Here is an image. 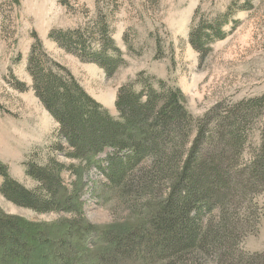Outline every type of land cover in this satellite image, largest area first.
Instances as JSON below:
<instances>
[{
    "label": "trees",
    "instance_id": "obj_1",
    "mask_svg": "<svg viewBox=\"0 0 264 264\" xmlns=\"http://www.w3.org/2000/svg\"><path fill=\"white\" fill-rule=\"evenodd\" d=\"M201 13L197 8L192 16L188 42L203 59L210 44L225 37L230 12L207 19ZM48 38L108 77L126 63L102 17L84 28L51 30ZM26 71L34 95L58 124L56 150L77 163L54 157L27 163L26 175L38 183L27 188L0 161L6 200L36 213L69 214L36 222L0 207V264H200L209 255L222 264H264L263 252L235 249L264 217V206L252 202L264 191V96L228 106L220 101L195 117L178 87L142 79L139 90L134 81L119 86L114 117L38 38ZM255 125L259 141L252 147ZM104 152L110 184L123 192L134 186L144 198V216L130 225L96 227L84 215L82 175L99 166ZM63 171L74 176L70 185Z\"/></svg>",
    "mask_w": 264,
    "mask_h": 264
},
{
    "label": "rangeland",
    "instance_id": "obj_2",
    "mask_svg": "<svg viewBox=\"0 0 264 264\" xmlns=\"http://www.w3.org/2000/svg\"><path fill=\"white\" fill-rule=\"evenodd\" d=\"M197 8L203 19L230 12V21L223 25L225 37L213 41L203 59L188 42ZM99 17L107 21L126 60L111 77L95 63L81 61L48 38L51 30L84 28ZM37 38L114 117L118 115L114 102L119 86L134 81V88L139 90L142 79L154 87L157 79L178 87L186 109L195 117L220 101L228 106L264 96V0H0V161L10 176L27 188L38 185L26 175L27 163L41 165L52 157L66 164L77 163L56 150L58 124L31 88L26 63ZM18 82L26 89L18 90ZM257 125L252 130V147L259 141ZM107 156L106 152L100 154L99 166L82 175L83 212L96 227L130 225L144 216V198L135 195L134 186L123 192L110 184L104 173ZM62 178L70 185L74 176L63 171ZM252 202L264 206V191ZM0 207L5 213L36 222L69 216L36 213L16 206L1 194ZM235 249L264 253V217L257 230L246 235ZM120 262L136 264L133 260ZM200 264L222 262L209 255Z\"/></svg>",
    "mask_w": 264,
    "mask_h": 264
}]
</instances>
